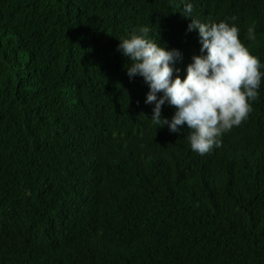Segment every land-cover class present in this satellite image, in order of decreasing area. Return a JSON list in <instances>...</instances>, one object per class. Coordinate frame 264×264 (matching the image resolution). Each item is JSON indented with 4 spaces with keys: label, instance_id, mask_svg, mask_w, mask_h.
Wrapping results in <instances>:
<instances>
[{
    "label": "trees",
    "instance_id": "16d2710c",
    "mask_svg": "<svg viewBox=\"0 0 264 264\" xmlns=\"http://www.w3.org/2000/svg\"><path fill=\"white\" fill-rule=\"evenodd\" d=\"M188 2L189 18L235 24L264 72V0ZM181 14V0H0V264H264V76L198 154L186 126L149 120L115 50L147 26L183 79L199 43Z\"/></svg>",
    "mask_w": 264,
    "mask_h": 264
},
{
    "label": "clouds",
    "instance_id": "9594fccd",
    "mask_svg": "<svg viewBox=\"0 0 264 264\" xmlns=\"http://www.w3.org/2000/svg\"><path fill=\"white\" fill-rule=\"evenodd\" d=\"M181 3V16L189 18L192 4L188 0ZM189 19L186 31H196L199 54L190 57L183 79L174 75L180 71L174 65L181 53L150 38L147 26L121 37L115 50L128 61L124 71L129 80L138 76L147 86L144 103L152 104L149 120L159 128L166 126L170 133L183 132L178 126H186L190 149L204 154L219 146L222 132L246 118L264 72L238 38L235 24ZM255 35V26L249 25L246 38L254 40ZM165 103L175 108L170 118L160 115Z\"/></svg>",
    "mask_w": 264,
    "mask_h": 264
}]
</instances>
